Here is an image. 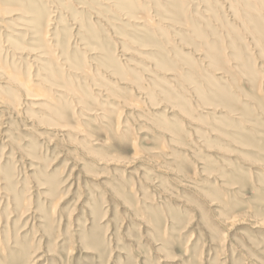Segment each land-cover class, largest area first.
Segmentation results:
<instances>
[{"label":"rangeland","instance_id":"rangeland-1","mask_svg":"<svg viewBox=\"0 0 264 264\" xmlns=\"http://www.w3.org/2000/svg\"><path fill=\"white\" fill-rule=\"evenodd\" d=\"M148 1L0 0V264H264V0Z\"/></svg>","mask_w":264,"mask_h":264},{"label":"bare ground","instance_id":"bare-ground-1","mask_svg":"<svg viewBox=\"0 0 264 264\" xmlns=\"http://www.w3.org/2000/svg\"><path fill=\"white\" fill-rule=\"evenodd\" d=\"M144 1V4H141V5H138L134 0H102V2L104 4L107 5L108 8H110L111 10H114L116 11L117 13L120 12L121 13V16L124 17V19H128L130 22H133L135 23V25H140V23H144V19L142 16H135L133 15L134 11H137V10H145V11H150V4H146L147 2H149L148 0H143ZM67 1L65 2V4L67 5ZM259 3L260 0H259ZM64 6V3L60 4L59 6H57V11L58 9H62L61 7ZM99 11H101L102 9H99ZM103 12V11H101ZM7 13V14H6ZM10 13H11V16L12 15H16L18 13H13V12H4V14H6V16H10ZM41 14V13H40ZM53 16L52 13L50 12L47 17H45L46 19V27H48L49 25H52V23L54 22L53 21ZM71 17V16H70ZM155 17V16H154ZM74 20H76L75 18H73ZM157 19V18H156ZM35 20V18H34ZM37 22H39L40 24H43V19L42 18H38L37 20H35ZM22 21H20L19 23L20 24H23V25H26L24 23H21ZM75 23V22H74ZM147 25V24H146ZM138 27V26H136ZM29 29V28H28ZM24 30H27V29H24ZM158 32L159 34L161 33L160 32V29H158ZM42 34V37L43 39H46V37L48 36V28L45 29V30H42L41 32ZM157 34V36L159 35ZM48 43V42H47ZM49 43H51V46L53 47V51L49 53L50 56H56L57 59L59 60L60 62V65H62V68H65L67 71H70L74 74L77 75V78L76 79H83L85 78V70H82V69H78V68H75V67H72L69 65V60L67 58L64 57V51L61 47V45H57V44H53L52 42L49 41ZM48 43V44H49ZM77 44V43H76ZM81 44V43H79ZM7 46V45H5ZM59 46V47H58ZM80 48L81 49H84V51H87L86 50V47L83 46L82 44L80 45ZM20 50H18V52H25V48H19ZM34 50V49H33ZM34 53V51H33ZM20 54H23V53H20ZM199 54V53H198ZM39 56V55H38ZM42 56V55H41ZM201 59V57H200ZM41 64V63H40ZM43 65V64H41ZM11 78L17 83V87L18 89L21 91V92H24L26 93V95L28 96H32L33 94L29 93L31 91V84H30V80L29 78H24V77H17L16 75H13L11 73H9ZM75 81V80H74ZM55 90H54V96L56 97H60L62 96L63 94L65 95H71L73 97V94L69 91V89L65 86H60V85H56L54 86ZM142 87H139L138 90H141ZM44 93H48L46 90L42 89ZM101 90V89H100ZM58 91V92H57ZM145 91V90H144ZM102 93V92H101ZM144 93V92H143ZM138 94V93H137ZM97 96H99L97 94ZM74 98V97H73ZM76 99V98H74ZM79 101V100H78ZM78 101H75L78 103ZM80 102V101H79ZM76 105H79V104H76ZM79 107V106H78ZM84 107V106H83ZM16 107H14L15 109ZM84 111V110H83ZM82 111V112H83ZM95 111V110H94ZM103 111V110H102ZM101 111V112H102ZM112 111V109H111ZM86 112V111H85ZM89 112V111H88ZM96 113V112H95ZM113 115V114H112ZM79 116V115H78ZM102 116V115H101ZM110 116V115H109ZM83 117V116H82ZM103 117V116H102ZM112 117V116H110ZM91 119V118H90ZM99 119V118H98ZM103 119V118H102ZM105 119V118H104ZM96 120V119H95ZM104 121V120H103ZM105 121H108V120H105ZM169 122V121H168ZM83 123V122H82ZM92 123V122H90ZM110 124V123H108Z\"/></svg>","mask_w":264,"mask_h":264}]
</instances>
